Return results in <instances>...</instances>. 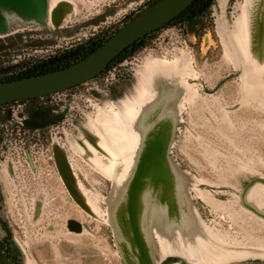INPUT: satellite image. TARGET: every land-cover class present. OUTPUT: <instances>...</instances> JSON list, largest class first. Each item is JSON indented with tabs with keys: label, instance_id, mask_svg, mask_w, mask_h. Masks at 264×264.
Listing matches in <instances>:
<instances>
[{
	"label": "rangeland",
	"instance_id": "374dc122",
	"mask_svg": "<svg viewBox=\"0 0 264 264\" xmlns=\"http://www.w3.org/2000/svg\"><path fill=\"white\" fill-rule=\"evenodd\" d=\"M152 1L1 8L0 77L112 35ZM200 20L39 100L43 118L0 108V241L19 264L63 251L83 264H264V0H213Z\"/></svg>",
	"mask_w": 264,
	"mask_h": 264
},
{
	"label": "water",
	"instance_id": "95a60500",
	"mask_svg": "<svg viewBox=\"0 0 264 264\" xmlns=\"http://www.w3.org/2000/svg\"><path fill=\"white\" fill-rule=\"evenodd\" d=\"M194 0H156L137 12L94 50L64 68L40 74L0 80V105L65 91L92 80L135 41L168 23L186 16L180 15ZM0 4L15 7L22 14L36 15L43 8V0H0ZM0 241V264H13L3 255Z\"/></svg>",
	"mask_w": 264,
	"mask_h": 264
},
{
	"label": "trees",
	"instance_id": "16d2710c",
	"mask_svg": "<svg viewBox=\"0 0 264 264\" xmlns=\"http://www.w3.org/2000/svg\"><path fill=\"white\" fill-rule=\"evenodd\" d=\"M206 1H209L208 2V9H209L213 0H194L187 7L186 11H194L197 8H200L201 5ZM205 11L197 12L191 17H187L185 19L178 21L176 24H183V25H185V27L189 33L196 34L197 26L202 28V21L200 20V17L203 15V13ZM154 31H156V30H154ZM154 31H152L149 34H146L145 36L141 37L140 39L135 41L133 44L128 46L122 53H120L116 58H114L111 63H113L117 59L121 58L124 54L128 53L129 51H132L133 53L138 52L142 48V41L145 38H147L148 36H150ZM202 33H203V31L200 30L197 33V37H200L202 35ZM101 43L102 42H96V41L90 40V41L85 42L83 45H80L79 47H77L75 49L69 50V51H67L63 54L57 55V56L49 57L46 60L32 64L28 68H24L23 74H20L18 76H14V77L10 76V77H6V78H1L0 80H12V79H16V78H22V77L30 76L33 74H40V73L64 68V67L71 65L72 63L77 62L80 59H82L84 56H86L89 52L94 50ZM76 86H73L67 90H71ZM67 90H65V91H67ZM46 97H48V95L42 96V97L31 98V99H26V100L14 101V102H24V103L31 104V113H32L31 116L35 117V118H43L47 113V109H44L42 106H39L37 103L39 100H42ZM14 102L1 104L0 108H4L8 105H11Z\"/></svg>",
	"mask_w": 264,
	"mask_h": 264
},
{
	"label": "flooded vegetation",
	"instance_id": "af4514ba",
	"mask_svg": "<svg viewBox=\"0 0 264 264\" xmlns=\"http://www.w3.org/2000/svg\"><path fill=\"white\" fill-rule=\"evenodd\" d=\"M156 0H153L151 3H153V2H155ZM208 2L209 1H206V2H204L202 5H201V7L200 8H197L196 10H199L198 12H203V11H205V10H207L208 9ZM151 3H149V4H151ZM148 4V5H149ZM43 7H44V0H43ZM1 8H5V9H14V10H16V11H18L15 7H10V6H6V5H2V4H0V9ZM187 9V8H186ZM186 9L180 14V15H183V14H185V13H189V12H194V11H186ZM19 12V11H18ZM195 14V13H194ZM194 14H192V15H189V16H186V17H184L183 19H185V18H187V17H191V16H193ZM182 20V19H181ZM180 21V20H179ZM126 22V21H125ZM124 22V23H125ZM178 22V21H177ZM177 22H174V23H177ZM123 23V24H124ZM174 23H168V24H166V25H170V24H174ZM123 24H121V26L123 25ZM165 25V26H166ZM121 26H119L116 30H118ZM165 26H163V27H165ZM3 27V21H2V19H1V15H0V28H2ZM162 28V27H161ZM160 29V28H159ZM115 30V31H116ZM109 36H111V35H107V36H104V37H102V38H100V39H92V41H96V42H103V41H105ZM23 72H24V69L23 70H21V71H19L18 73H15V74H13V75H11V77H14V76H18V75H20V74H23ZM8 77H10V76H8ZM1 78H6V77H0V79ZM5 242H7L6 241V239H5ZM9 244V243H8ZM4 254H5V256H7V257H10L11 258V260L12 261H17V264H19L18 263V256H16V254H17V252L14 250V248L11 246L10 247V245L8 246L7 245V247H5L4 248Z\"/></svg>",
	"mask_w": 264,
	"mask_h": 264
},
{
	"label": "crops",
	"instance_id": "0c3cea01",
	"mask_svg": "<svg viewBox=\"0 0 264 264\" xmlns=\"http://www.w3.org/2000/svg\"><path fill=\"white\" fill-rule=\"evenodd\" d=\"M54 253L56 254V252H54ZM75 257L76 256H74V255L68 256V252L63 251L62 254H60V258H58V260L56 262H52L51 264H83V262L76 260ZM44 263L50 264L47 262H44ZM44 263H40V264H44ZM237 264H249V263H246L244 260L241 259Z\"/></svg>",
	"mask_w": 264,
	"mask_h": 264
},
{
	"label": "bare ground",
	"instance_id": "6f19581e",
	"mask_svg": "<svg viewBox=\"0 0 264 264\" xmlns=\"http://www.w3.org/2000/svg\"><path fill=\"white\" fill-rule=\"evenodd\" d=\"M105 145V144H104Z\"/></svg>",
	"mask_w": 264,
	"mask_h": 264
}]
</instances>
